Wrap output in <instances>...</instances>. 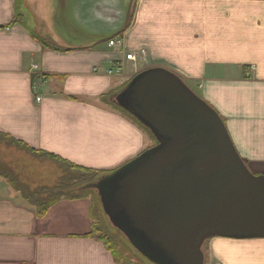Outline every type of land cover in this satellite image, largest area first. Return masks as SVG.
Listing matches in <instances>:
<instances>
[{"label":"crops","instance_id":"crops-1","mask_svg":"<svg viewBox=\"0 0 264 264\" xmlns=\"http://www.w3.org/2000/svg\"><path fill=\"white\" fill-rule=\"evenodd\" d=\"M18 2L34 19L10 26ZM54 16L70 27L55 29ZM0 27V133L112 172L155 141L102 97L165 68L220 114L250 171L264 175V0H0ZM116 37L124 47L109 46ZM117 62L122 72L110 75ZM38 74L44 79L35 91ZM91 205L62 200L39 218L0 178V264H117L90 237ZM211 243L221 264H264V239Z\"/></svg>","mask_w":264,"mask_h":264},{"label":"water","instance_id":"water-1","mask_svg":"<svg viewBox=\"0 0 264 264\" xmlns=\"http://www.w3.org/2000/svg\"><path fill=\"white\" fill-rule=\"evenodd\" d=\"M116 103L156 144L84 189L98 191L112 225L142 256L205 264L211 239H264V175L250 171L211 105L165 68L135 76Z\"/></svg>","mask_w":264,"mask_h":264},{"label":"trees","instance_id":"trees-1","mask_svg":"<svg viewBox=\"0 0 264 264\" xmlns=\"http://www.w3.org/2000/svg\"><path fill=\"white\" fill-rule=\"evenodd\" d=\"M19 10H20V2L17 3V16L20 15V13H18ZM17 22L18 21L15 18V22H13L10 26L16 24ZM3 28L4 27H0V29H3ZM32 35L36 40L41 42L43 47L50 48V49L57 50V51L59 50L58 48L50 44L46 39L40 38L36 33L32 32ZM126 86L122 87L118 91H114L107 95H104L102 97L103 101L107 103L108 105L112 106L113 108H115L116 110L130 117L141 129H143L145 132H147L149 135L153 137L155 144H156V139L148 128H146L144 125H142L140 122H138L136 119L131 117L129 114H127L121 108L117 106L116 96L120 92H122V90H124ZM7 149L22 150L24 152L30 153L35 156L39 155L40 157L45 156L46 158L52 160L53 162H55L56 164L60 166L61 175L56 177L54 182L50 183L49 185L47 184L37 185V187L32 188L31 184H27L26 182H24V180L21 178L22 177L21 173L18 171V169H16L15 167L11 165L8 159L2 158V157L0 158V178L7 180L12 185L13 189L16 192H18L20 195H22L24 199L35 208L37 217L39 218H43L53 206H55L57 203H59L62 200H78V199L84 198L85 193L87 192L84 190L85 182L88 181L86 178L89 179V178H94L96 176L100 177L98 181L96 182L98 183L102 179L111 176L112 174H114L120 169L119 168L112 172H97V171L89 170V169L77 166L75 164H72L52 154L33 150L29 148L28 146H26L25 144L15 140L14 138L6 134L0 133V152L4 153L5 150ZM143 154L144 153L137 156L136 158L129 161L123 166H126L130 164L131 162L137 160ZM245 163L247 162L245 161ZM97 225L98 223L93 224L90 237L95 238L99 242L103 243L104 246L107 248V250L110 251L111 254L113 255L115 262L117 264H121L119 263L115 255V251L113 247L111 246L112 240L110 239L109 241L107 236L105 235L101 237V235L99 234L97 230ZM98 234L100 237H95V235L97 236Z\"/></svg>","mask_w":264,"mask_h":264},{"label":"rangeland","instance_id":"rangeland-1","mask_svg":"<svg viewBox=\"0 0 264 264\" xmlns=\"http://www.w3.org/2000/svg\"><path fill=\"white\" fill-rule=\"evenodd\" d=\"M27 12L28 10L26 9V15H24L22 12L19 11L18 13H20V15L17 16L16 14V20L22 24H26L28 22L25 16L28 19L33 20L34 17L31 14H28ZM57 24L60 27H70L67 22H63L59 18L56 23V16H54V18L52 19V25L55 29ZM81 24H83V26L86 28V21L82 22ZM89 29L92 28L90 27ZM57 33L59 34V32ZM1 157L8 159L11 165L18 169V171L21 173V178L24 180V182H26L27 184H31L32 188L37 187V185H49L50 183L54 182L56 177L61 175L60 166L52 160L46 158L45 156H35L22 150L12 149L9 151L6 150L4 153L0 152V158ZM99 178L100 177L97 176L89 179L86 178L88 181H85H87L88 183L90 182L91 184H96ZM87 182H85V186L90 184H88ZM84 190L87 192L85 193L84 198L81 199L88 198L91 200V217L93 218L95 223H98L97 230L101 237L105 235L107 236L109 241L110 239L112 240L111 246L115 251V255L119 263L152 264L134 248V246L129 242L128 238L123 233H121L112 225L109 217L104 212L98 191L96 189ZM99 234L97 236L95 235V237H100ZM211 240H209L204 246V252L206 256L205 264H221V261H219L220 258L213 254L214 245H212Z\"/></svg>","mask_w":264,"mask_h":264},{"label":"built area","instance_id":"built-area-1","mask_svg":"<svg viewBox=\"0 0 264 264\" xmlns=\"http://www.w3.org/2000/svg\"><path fill=\"white\" fill-rule=\"evenodd\" d=\"M109 46H111V47H115V46L124 47L125 43H124L123 39H121L120 37H116V38H113L109 41ZM142 54H144V52ZM126 59L131 60V61H135L136 56L134 54H127ZM34 69L37 70L38 67L35 66ZM122 70H123V66H122L121 62H117L113 65V67L109 70L108 73L110 75L120 74L122 72ZM43 79H44V77L41 74L37 75V86L35 87V91H38V85L43 83ZM36 100H37V102H40L41 97L39 95H37Z\"/></svg>","mask_w":264,"mask_h":264}]
</instances>
